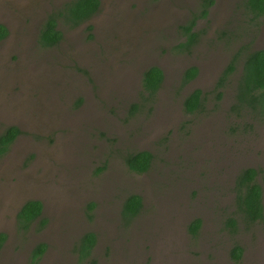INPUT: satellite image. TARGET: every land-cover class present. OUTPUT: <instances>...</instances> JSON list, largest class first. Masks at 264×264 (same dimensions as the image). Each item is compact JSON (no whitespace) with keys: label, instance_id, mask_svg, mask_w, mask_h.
I'll return each instance as SVG.
<instances>
[{"label":"rangeland","instance_id":"obj_1","mask_svg":"<svg viewBox=\"0 0 264 264\" xmlns=\"http://www.w3.org/2000/svg\"><path fill=\"white\" fill-rule=\"evenodd\" d=\"M69 1L0 0V23L11 31L0 43V133L22 128L0 156V264H264V219L225 225L246 167L259 172L264 206V111L237 100L244 55L264 48V15L254 21L244 0H217L195 23L197 40L181 47L180 27L199 0H101L89 20L60 21L57 45L41 46L44 21ZM152 65L164 80L148 97L140 81ZM191 66L200 74L183 82ZM194 89L204 107L188 113L183 100ZM138 150L153 154L143 173L123 166ZM131 193L142 207L126 222ZM26 198L44 211L19 231L14 210ZM87 232L96 242L83 255ZM40 242L47 251L31 260ZM234 244L243 249L237 260Z\"/></svg>","mask_w":264,"mask_h":264},{"label":"trees","instance_id":"obj_2","mask_svg":"<svg viewBox=\"0 0 264 264\" xmlns=\"http://www.w3.org/2000/svg\"><path fill=\"white\" fill-rule=\"evenodd\" d=\"M213 0H204L202 4L200 16H207V6L212 4ZM100 0H71L67 2L61 9H57L48 15L44 21L38 36V43L43 47H53L62 39V32L58 24L65 21L69 25L75 26L87 21L95 13L99 11ZM242 7L246 10L249 17L254 21L264 15V0H244ZM194 21L181 26L186 32V40L179 45L188 47L196 41L197 33L192 30ZM91 26L89 27V29ZM6 29L0 25V37L6 34ZM236 55L227 65L220 81L227 78L235 69ZM196 75V68L191 66L184 73L183 82L189 81ZM164 80L163 70L157 66H149L142 72L141 86L146 94L144 96L152 97L156 94ZM221 93H218V97ZM237 100L240 104L259 108L264 111V48L254 49L244 55L241 76L237 84ZM204 95L200 89H195L185 96L183 100V108L186 112L192 113L204 107ZM137 108V104L133 103L129 109L132 114ZM20 132L17 126L10 125L5 127L0 133V156L7 152L10 144L14 141L15 136ZM153 154L148 150H138L127 152L123 156V166L132 172L143 173L147 171L152 163ZM104 167L98 168L97 172ZM258 170L254 167H246L241 170L235 178V210L236 215H229L226 220V226L234 231L237 227V217H240L246 224H252L255 221L264 219V206L262 202V188L257 180ZM93 203L88 205V209L94 208ZM142 207V198L137 193H131L125 197L121 206V214L127 222L135 217ZM42 210V204L38 200H28L24 203L18 213V219L23 226H27L29 222L39 218ZM201 220L194 219L189 224V231L196 235L199 231ZM96 242V236L93 232L83 234L79 240V252L87 255ZM46 249L44 243H39L32 251V258L37 259ZM242 247L234 244L230 250L233 259L237 260L241 257Z\"/></svg>","mask_w":264,"mask_h":264},{"label":"flooded vegetation","instance_id":"obj_3","mask_svg":"<svg viewBox=\"0 0 264 264\" xmlns=\"http://www.w3.org/2000/svg\"><path fill=\"white\" fill-rule=\"evenodd\" d=\"M207 1V0H206ZM216 2H217V0H213V2H212V4H210V5H208L207 6V10H208V12H207V15L209 14V12H210V10H211V8H213L214 7V5L216 4ZM202 4H204V0H199V11L197 12L198 14H195L186 24H188L191 20H193L194 21V25H195V23L198 21V19H200V18H204V17H202V16H200V13H201V10H202V8H203V6H202ZM101 5H102V3H101V0H100V6L99 7H101ZM100 9V8H99ZM91 18V17H90ZM89 18V19H90ZM88 19V20H89ZM0 25H3L4 27H5V29H6V34L5 35H3V36H1L0 37V43L1 42H4V41H6V40H8L9 39V37L11 36V31H10V29L5 25V24H2V23H0ZM194 25H193V27H192V30H194ZM181 28V27H180ZM182 29V28H181ZM184 33H186L185 31H184ZM198 37V36H197ZM196 40H197V38H196ZM195 68H196V75L193 77V78H191L189 81H191V80H193V79H195L199 74H200V70H199V68L198 67H196V66H194ZM185 73V72H184ZM189 81H187V82H189ZM195 90V89H194ZM202 94H203V92H202ZM40 121H41V119H38L37 120V122L38 123H40ZM30 122V121H29ZM15 126H17L18 127V129L20 130V132L15 136V138H14V141H15V139L21 134V127H20V125H15ZM13 141V142H14ZM12 142V143H13ZM12 143L10 144V146H9V148L11 147V145H12ZM8 151V150H7ZM28 200H38V201H40L39 199H36V198H26V200H24V202H21L20 203V205L18 204L17 206H16V208H15V212H14V222H15V226H16V228H18V230L19 231H25V230H27V229H29V227L32 225V223L36 220H32L31 222H29V224L27 225V226H23L22 225V223L20 222V220L18 219V213H19V210L21 209V207L24 205V203L25 202H27ZM41 202V204H42V210H41V214L40 215H42V212L44 211V204H43V202L42 201H40ZM9 203V202H8ZM5 240V235L2 233V234H0V245L2 244V243H4L3 241ZM40 243H44V242H40ZM39 244V243H38ZM45 245H46V249H45V251L43 252V253H45L46 251H47V243H44ZM37 246V244L35 245V247ZM34 247V248H35ZM33 251V250H32ZM32 255V254H31ZM43 255V254H42ZM41 255V256H42ZM40 256V257H41ZM40 257H38L37 259H33L32 257H31V260H35V261H37Z\"/></svg>","mask_w":264,"mask_h":264}]
</instances>
